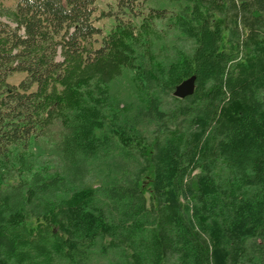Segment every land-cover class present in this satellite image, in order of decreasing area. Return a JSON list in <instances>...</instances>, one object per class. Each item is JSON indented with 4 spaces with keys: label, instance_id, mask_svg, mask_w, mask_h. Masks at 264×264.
<instances>
[{
    "label": "trees",
    "instance_id": "1",
    "mask_svg": "<svg viewBox=\"0 0 264 264\" xmlns=\"http://www.w3.org/2000/svg\"><path fill=\"white\" fill-rule=\"evenodd\" d=\"M168 1L178 9L173 24L196 45L165 67L137 63L133 114H149L162 127L150 141L126 118L133 103L113 106L97 92L121 68L137 19L151 31L154 19L167 17L165 8L145 15L143 0H114L117 10L100 12L96 0H15L11 21L0 20L1 158L52 129L70 156L98 154L114 139L144 160L128 185L117 179L103 188L120 221L98 206L97 185L49 200L34 219L22 208L0 210V264H56V257L76 264L103 235L134 246L132 264H167L174 247L181 264H264V58L253 54L227 75L232 56L220 44L216 15L234 0ZM243 7L251 26L264 25V0H244ZM118 12L126 19L103 34L96 20H120ZM16 73L22 79L10 82ZM190 78L192 94L160 108V92ZM175 110L193 116L163 129Z\"/></svg>",
    "mask_w": 264,
    "mask_h": 264
},
{
    "label": "rangeland",
    "instance_id": "2",
    "mask_svg": "<svg viewBox=\"0 0 264 264\" xmlns=\"http://www.w3.org/2000/svg\"><path fill=\"white\" fill-rule=\"evenodd\" d=\"M143 1L142 10L145 15H148L150 11L153 13L152 8H165L167 17L154 19L150 24L151 31L144 30V27L139 25L141 24L140 18L137 19L138 26L132 29L130 48L126 49L128 55L120 62L121 68L114 73L115 76L107 84V87H104L105 91L97 92L113 106L117 102L120 103V106L124 104L132 106L133 102H137L133 80L139 60L151 59L154 60L156 66L165 67L166 64L174 61L180 52L191 54L196 45L194 39L177 28L170 19L172 15H175L173 11H178L176 4L173 6L174 4L168 0ZM243 1L234 0L233 5L229 3L221 13L216 15V19L223 20L220 44L232 56L226 63L227 75L230 71L236 75L243 63L247 64L248 61L249 64L253 54L255 57L258 54L264 58V25L260 28L251 26L252 17L249 15L247 7H243ZM14 3L15 0H0V20L11 21L9 12ZM96 4L98 12L117 10L114 0H96ZM235 13L238 17L237 22ZM117 15L120 16V20L115 16L96 20V24L102 29L103 34H108L116 28L118 23H122L126 19L122 12H118ZM253 32L256 33V39H254ZM23 75V73H16L9 78V81L17 83ZM174 91L175 89L168 93L160 92V108L170 110L175 106ZM226 99L228 97L225 96ZM133 104L134 106L130 107L132 110L126 114V118L136 122L140 135L150 141L162 127L158 128L155 118L149 114H140L139 116L133 114L136 103ZM173 113L177 114L175 119H172L171 124L164 125L166 128L163 129L181 127L183 122L186 123L193 116L184 115L178 111L176 113V110ZM61 139L51 129L44 136L30 138L25 146H12L7 157H0V210L7 214L22 208L34 219L36 215H40L36 213L42 212V208L49 200L67 195L72 190L85 185H97L98 206L106 211V218L120 221L123 217L113 207L103 188L107 189L111 184H116L115 180L117 179L122 186L131 182L135 173L144 163L139 151L135 148H129L128 151L122 150L119 142L107 139L104 142L106 143L105 150L97 151L98 154H96L83 149L86 154L83 153L84 156L80 157V153L77 152L78 157H76L75 154L70 156L63 149ZM80 158L81 162L79 163L77 159ZM51 179L59 181V183L49 182ZM46 184H51V186L43 192ZM182 202L185 200L182 199ZM32 224L36 225V222L33 221ZM120 237L109 235L97 237L88 247L87 257L76 264H132L130 254L134 246H128L125 240ZM261 242L263 240L258 238L257 243ZM175 248L168 249L167 264H181ZM55 263L73 264L61 257H56ZM242 263L244 264V262ZM186 264H190V262L187 261Z\"/></svg>",
    "mask_w": 264,
    "mask_h": 264
},
{
    "label": "water",
    "instance_id": "3",
    "mask_svg": "<svg viewBox=\"0 0 264 264\" xmlns=\"http://www.w3.org/2000/svg\"><path fill=\"white\" fill-rule=\"evenodd\" d=\"M183 85L181 88L180 86ZM194 91V80L193 78H190L184 82H182L180 85H178L175 88V96L179 97V98H184L187 95L192 94V92Z\"/></svg>",
    "mask_w": 264,
    "mask_h": 264
}]
</instances>
